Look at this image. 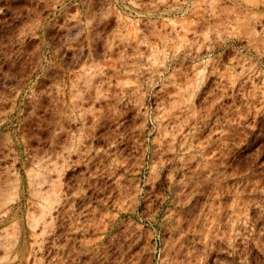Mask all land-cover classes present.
Here are the masks:
<instances>
[{"label": "rangeland", "instance_id": "1", "mask_svg": "<svg viewBox=\"0 0 264 264\" xmlns=\"http://www.w3.org/2000/svg\"><path fill=\"white\" fill-rule=\"evenodd\" d=\"M2 219L0 264H264V0H0Z\"/></svg>", "mask_w": 264, "mask_h": 264}, {"label": "bare ground", "instance_id": "2", "mask_svg": "<svg viewBox=\"0 0 264 264\" xmlns=\"http://www.w3.org/2000/svg\"><path fill=\"white\" fill-rule=\"evenodd\" d=\"M38 168H39L38 174L35 176V179L30 183V194L34 200L33 206L35 205L34 206L35 208H33V212L30 213L32 215H28V217H27L28 218L27 219V225L33 231L38 230V229L43 230V229H45L44 227H46L47 225L50 224V221L52 218L51 217L52 211L57 208V205H55V204H58L61 201V199L59 197L60 194L55 196V197H52L53 194L57 193V192H55V190L58 191L57 189H55L54 191L51 190L50 180L48 178V175L54 171L53 167H52V170H51V166H38ZM13 200L14 199H12V201ZM3 203H4V201H2V204ZM4 222H5V219H2L0 221L1 224H3ZM13 224H14V222H13ZM9 228L10 229H7L5 231L3 229H2L3 231L1 230L2 232L0 231L1 232L0 233V251L2 249L1 248V246H2L1 241L3 240L2 236L3 235L5 236L7 234V237H8V233H10L9 234L10 236L11 235L13 236V239L7 244V246L3 247V250L5 251V254L7 253V255L8 254L11 255L13 253V251H16V248L19 245V241L21 239V226L18 223H15L14 226L10 225ZM1 238H2V240H1ZM7 241H8V239H7ZM0 255H1V253H0ZM3 257H4V255H3ZM15 258H16V254H15L14 258H12L11 261H13ZM0 260L5 261V259H2V258H0Z\"/></svg>", "mask_w": 264, "mask_h": 264}]
</instances>
